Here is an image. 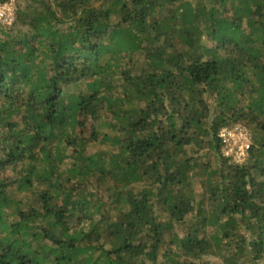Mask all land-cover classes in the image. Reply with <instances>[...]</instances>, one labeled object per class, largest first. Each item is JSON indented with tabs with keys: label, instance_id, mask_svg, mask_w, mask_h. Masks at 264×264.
Instances as JSON below:
<instances>
[{
	"label": "trees",
	"instance_id": "1",
	"mask_svg": "<svg viewBox=\"0 0 264 264\" xmlns=\"http://www.w3.org/2000/svg\"><path fill=\"white\" fill-rule=\"evenodd\" d=\"M26 1L0 24V264H264V0Z\"/></svg>",
	"mask_w": 264,
	"mask_h": 264
},
{
	"label": "built area",
	"instance_id": "2",
	"mask_svg": "<svg viewBox=\"0 0 264 264\" xmlns=\"http://www.w3.org/2000/svg\"><path fill=\"white\" fill-rule=\"evenodd\" d=\"M16 8L13 0L0 2V24L11 25ZM217 136L221 143V153L235 162L243 161L250 149L252 138L245 126L234 124L221 127Z\"/></svg>",
	"mask_w": 264,
	"mask_h": 264
},
{
	"label": "rangeland",
	"instance_id": "3",
	"mask_svg": "<svg viewBox=\"0 0 264 264\" xmlns=\"http://www.w3.org/2000/svg\"><path fill=\"white\" fill-rule=\"evenodd\" d=\"M13 2L15 4V8L16 9H17V7L19 5L22 6V5H25L27 3L26 0H13ZM192 2L194 3V2H196V0H192ZM9 26L10 25H3L4 28H8ZM100 148H102V146L99 145V144H96V145L91 146L90 150H95V149H100ZM201 153H204V151H202ZM200 157H201V160L202 161H210L211 162V165L212 166L214 165L213 164L214 163V160H213L214 158L212 157V155H208V154L207 155H204V156L203 155L202 156L200 155ZM157 211L161 214L160 209L157 210ZM188 224H189V222H186L183 225L176 226V230L175 231L178 232L180 234V236L184 235V233L186 232V228H187ZM204 258L206 259L207 256L204 257ZM213 259H215V257H213V256H210V258H208V260H213ZM146 264H150V263H146Z\"/></svg>",
	"mask_w": 264,
	"mask_h": 264
}]
</instances>
